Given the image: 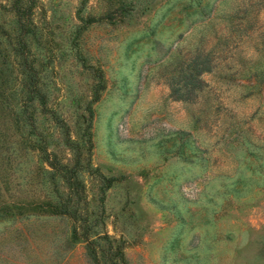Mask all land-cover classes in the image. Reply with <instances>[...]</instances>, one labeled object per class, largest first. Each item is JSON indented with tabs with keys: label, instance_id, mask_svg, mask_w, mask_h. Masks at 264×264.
Segmentation results:
<instances>
[{
	"label": "rangeland",
	"instance_id": "obj_1",
	"mask_svg": "<svg viewBox=\"0 0 264 264\" xmlns=\"http://www.w3.org/2000/svg\"><path fill=\"white\" fill-rule=\"evenodd\" d=\"M81 231L127 264H264V0H0V264H93Z\"/></svg>",
	"mask_w": 264,
	"mask_h": 264
},
{
	"label": "trees",
	"instance_id": "obj_2",
	"mask_svg": "<svg viewBox=\"0 0 264 264\" xmlns=\"http://www.w3.org/2000/svg\"><path fill=\"white\" fill-rule=\"evenodd\" d=\"M52 118L56 124L61 122L54 116ZM40 150L41 158L50 167L53 177L59 178L66 188L64 197H62L61 194L58 193L57 189H55L56 207L52 210V214L64 215L71 219L76 218L74 211H71L70 207L73 202L80 200V195L82 192V185L77 178V167L75 165L68 167L67 165L60 163L55 155L49 153L46 150L45 146L41 147ZM102 180L103 183L100 186V202L103 200V191L110 185V179L102 178ZM73 236H77L75 230L73 232ZM79 238H81L82 241H85L86 254L93 264H127L123 254L118 248L111 249V247L108 245L107 252L104 255H100L95 248V241L91 240L85 231H81Z\"/></svg>",
	"mask_w": 264,
	"mask_h": 264
}]
</instances>
